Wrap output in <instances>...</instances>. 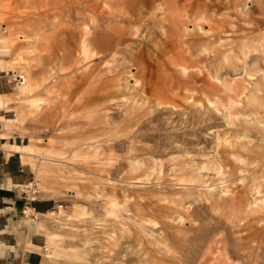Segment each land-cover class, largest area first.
<instances>
[{
    "label": "rangeland",
    "instance_id": "374dc122",
    "mask_svg": "<svg viewBox=\"0 0 264 264\" xmlns=\"http://www.w3.org/2000/svg\"><path fill=\"white\" fill-rule=\"evenodd\" d=\"M36 1L0 0V164L41 264H264V0Z\"/></svg>",
    "mask_w": 264,
    "mask_h": 264
},
{
    "label": "crops",
    "instance_id": "0c3cea01",
    "mask_svg": "<svg viewBox=\"0 0 264 264\" xmlns=\"http://www.w3.org/2000/svg\"><path fill=\"white\" fill-rule=\"evenodd\" d=\"M0 119L10 120L2 117ZM4 146L2 144L1 148ZM9 147L6 150L10 153L9 155L19 154L21 164H29L28 155L23 151L27 149V146L10 144ZM13 157L15 156L6 158L0 164V171L9 177L5 180L0 179V264H41L42 253L40 251L44 247L41 236L47 244V229L39 231L40 234H38V223L32 214L46 217L51 212L48 210L52 208V204L48 200L29 198L25 194L17 196L15 188L21 186L22 183L21 180H16V174L19 173V162ZM21 213L25 214L23 218H20V227H23L24 231L15 228L12 223L16 215ZM28 213H31V218Z\"/></svg>",
    "mask_w": 264,
    "mask_h": 264
},
{
    "label": "bare ground",
    "instance_id": "6f19581e",
    "mask_svg": "<svg viewBox=\"0 0 264 264\" xmlns=\"http://www.w3.org/2000/svg\"><path fill=\"white\" fill-rule=\"evenodd\" d=\"M48 0H41V2H38V1H36V3H37V6L39 7L40 6V9H46L47 8V6L46 5H48V2H47ZM73 1V7H79V6H81V4H82V2H84V0H72ZM170 3V2H169ZM62 4V3H61ZM94 8V7H93ZM93 8H91V10L89 9L88 11L90 12V13H93V12H95V11H98V7H97V9H93ZM75 19L77 18V16L76 17H74ZM93 21V20H92ZM123 21H126L127 23H129V22H131L132 23V21L131 20H123ZM145 22V21H144ZM92 24H93V22H92ZM96 26H98L97 24H96ZM100 27V26H99ZM80 28V26L79 25H77V29H79ZM81 29V28H80ZM106 30L103 32V33H101V34H99V36H96V35H92L91 36V38L90 37H88V39H87V42H88V50L89 51H92V52H95L96 54L98 53H100V52H103V53H105V52H110L111 54H120V56H124V51L122 50L123 49V47H121L122 46V44H124L125 43V40L127 39L126 37H125V35H120L119 33H117V31L119 30L118 28H112V27H110V25L109 24H107L106 25V28H105ZM98 33V32H97ZM96 41H98V42H96ZM186 55H188V54H186ZM190 55V54H189ZM125 57V56H124ZM177 57V56H176ZM175 57V58H176ZM181 57V56H180ZM180 57H178V58H180ZM188 57V56H187ZM177 58V59H178ZM189 59V58H188ZM179 61V60H178ZM184 61V60H183ZM185 63V62H184ZM189 63V62H188ZM217 63V62H216ZM215 64V63H214ZM189 65V64H188ZM191 66H193V65H191ZM214 67V66H213ZM110 69V68H109ZM102 71V70H101ZM105 71V70H104ZM111 71V70H110ZM213 71V70H212ZM108 72H109V70H108ZM107 73V72H106ZM108 76V75H107ZM110 76V75H109ZM108 76V77H109ZM105 77H106V75H105ZM110 78V77H109ZM111 78H114V77H111ZM110 78V80L112 81V79ZM99 80L96 82V83H98V82H100V80H102L103 78H102V76L100 77V78H98ZM96 80V79H95ZM109 80V81H110ZM90 82V81H89ZM106 82V81H105ZM186 82V81H185ZM108 83V82H107ZM92 84H94V83H92ZM111 84V83H110ZM98 85V84H97ZM104 86L106 85V84H103ZM90 86V85H89ZM102 86V85H101ZM88 87V86H87ZM97 87V86H96ZM107 87H110V86H107ZM192 87V86H191ZM195 87V86H194ZM91 88V87H90ZM98 88V87H97ZM106 88V87H105ZM99 89V88H98ZM87 90V89H86ZM85 90V91H86ZM90 90V89H89ZM89 90H88V92H89ZM89 95H86L85 96V98L86 99H90V100H96L98 97H96L98 94H96L95 93V91H94V89L92 88L91 89V91L88 93ZM99 100H101V99H99ZM88 102V101H87ZM85 103V102H84ZM93 103V102H92ZM52 215V214H51Z\"/></svg>",
    "mask_w": 264,
    "mask_h": 264
}]
</instances>
